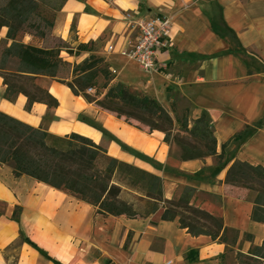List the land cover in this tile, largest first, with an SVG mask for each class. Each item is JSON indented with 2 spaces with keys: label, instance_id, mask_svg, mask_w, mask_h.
<instances>
[{
  "label": "crops",
  "instance_id": "obj_1",
  "mask_svg": "<svg viewBox=\"0 0 264 264\" xmlns=\"http://www.w3.org/2000/svg\"><path fill=\"white\" fill-rule=\"evenodd\" d=\"M35 1L51 14V35L73 51H61L64 61L73 65L94 53L106 59L115 81L151 95L163 108L174 103L191 120L207 113L225 166L215 170L213 157L181 161L170 154L162 133L135 130L50 79L41 85L58 106L35 102L27 111L24 95L4 99L0 77V112L55 136L79 134L112 158L158 175L165 200L181 186L193 188L194 206L236 232L237 242L193 237L176 220L162 221L159 211L139 218L102 216L75 195L15 177L8 163L0 165V264H237V253L264 243V225L250 220L252 201L223 183L237 160L264 167V0ZM160 14L172 20L171 46L156 55L167 68L145 76L118 51L138 35L129 21ZM6 32L0 29V42ZM89 42L92 49L76 53L77 45ZM109 46L113 53L106 52ZM236 141L243 143L231 156Z\"/></svg>",
  "mask_w": 264,
  "mask_h": 264
},
{
  "label": "trees",
  "instance_id": "obj_2",
  "mask_svg": "<svg viewBox=\"0 0 264 264\" xmlns=\"http://www.w3.org/2000/svg\"><path fill=\"white\" fill-rule=\"evenodd\" d=\"M42 11L35 0H6L0 5V29L7 28L6 38L0 42L4 99L11 101L22 94L27 98V111L35 102L56 108V99L41 85L42 79H50L130 126H144L148 134L162 133L163 142L179 150L181 161L213 157L215 170L223 169L224 155L216 152L217 141L207 113L201 112L189 120L185 111L173 120L154 97L115 81L106 59L90 53L71 65L60 58L63 49L73 54L62 41L47 47L24 43L26 35L44 42L51 33L52 19ZM77 46L76 53L90 50L93 45L89 42ZM63 72L67 77H61ZM245 132L246 129L236 133L231 140L239 139ZM8 163L13 164L15 177L25 175L75 195L96 207L102 216L139 218L159 211L162 221L176 220L179 228L193 237L203 235L225 244L229 239L232 245L237 242L236 232H230L217 217L194 206L193 188L181 186L178 194L165 200L163 181L158 175L112 158L102 146L79 134L55 136L0 112V165ZM223 183L253 193L250 220L264 225V167L237 160L228 168ZM124 192L135 194L136 199H123ZM142 203L143 209L139 207ZM235 256L237 264H264V243Z\"/></svg>",
  "mask_w": 264,
  "mask_h": 264
},
{
  "label": "built area",
  "instance_id": "obj_3",
  "mask_svg": "<svg viewBox=\"0 0 264 264\" xmlns=\"http://www.w3.org/2000/svg\"><path fill=\"white\" fill-rule=\"evenodd\" d=\"M130 20V16L126 17ZM131 28L137 29L133 45L121 49L118 55L134 62L140 72L145 75L162 74L167 68L166 63H159L157 53L171 46L172 20L164 15H155L139 21H129ZM107 53H113L112 46L107 47ZM113 73V72H111ZM114 74V73H113ZM91 89L88 91L91 93Z\"/></svg>",
  "mask_w": 264,
  "mask_h": 264
},
{
  "label": "rangeland",
  "instance_id": "obj_4",
  "mask_svg": "<svg viewBox=\"0 0 264 264\" xmlns=\"http://www.w3.org/2000/svg\"><path fill=\"white\" fill-rule=\"evenodd\" d=\"M6 0H0V5H2L4 2H5ZM43 10V9H42ZM43 12V15L45 16H47L48 18H51L52 19V17H51V14L49 13V12H47L46 10L44 11H42ZM33 44H37V45H40V46H42V47H47V46H54V45H57V44H59V40L58 39H56V38H54L52 35H51V33L48 35V37L46 38V40L44 41V42H38L37 41V39H34L33 40V42H32ZM166 70V69H165ZM165 70H163L162 72H165ZM145 75V74H144ZM145 76H148V75H145ZM61 77H67V73L66 72H63L62 74H61ZM42 82H43V84L44 83H47L48 81L47 80H42ZM133 91L134 90H136V91H138L139 93H144V92H142V91H140V90H138V89H136V88H132V87H130ZM175 104L174 103H171V104H169V108H165L167 111H168V113H169V111L171 110L172 112H173V114H170L171 115V117L173 118V120H175V118L176 117H182L184 114H183V112H185V111H187V114H188V110L187 109H178L177 110V108L175 109ZM189 115V114H188ZM122 120V119H121ZM120 120V121H121ZM189 120H191L190 119V115H189ZM123 121V120H122ZM124 122V121H123ZM127 124V123H126ZM130 126V125H129ZM132 128H134L135 130L137 129V130H140V131H142V132H145L146 134H148L147 133V130H146V128L144 127V126H140V129H138V128H135V127H133V126H131ZM251 127V128H250ZM249 128H248V134H250L251 133V131H254V128L252 127V126H250ZM245 138V137H244ZM243 138V139H244ZM242 139V140H243ZM244 141H245V139H244ZM236 143L237 144H235V146H236V148L235 149H233L232 150V152H231V156H236V153H237V151L239 150V147H240V145H242V143H243V141H236ZM170 148H171V150H170V154L172 155V156H174V157H176V158H180L179 157V150L174 146V145H170ZM224 158H225V156H224ZM214 162L216 163V159L214 158ZM246 162H248V163H250V164H255V162L254 161H246ZM232 191L234 192L233 193V195H235V196H237V197H239V198H242V199H249V200H253V193H251V192H249V191H245V190H242V189H235V188H232ZM176 194H178V189L175 191V195ZM123 199H127V200H135L136 199V195L135 194H133V193H126V192H124V194H123ZM136 206H138V204L136 205ZM139 207H141V209H143V207H144V203H142V204H140L139 205ZM227 236L230 238L231 237V233H228L227 234Z\"/></svg>",
  "mask_w": 264,
  "mask_h": 264
}]
</instances>
